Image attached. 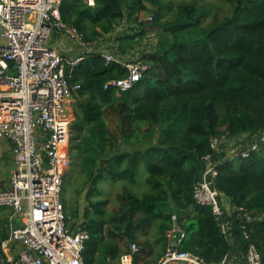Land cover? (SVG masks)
<instances>
[{
	"label": "trees",
	"instance_id": "trees-1",
	"mask_svg": "<svg viewBox=\"0 0 264 264\" xmlns=\"http://www.w3.org/2000/svg\"><path fill=\"white\" fill-rule=\"evenodd\" d=\"M222 1L231 6L223 19L211 17V5L202 0H95L94 7L85 0H62V21L85 43L111 40L108 51L124 59L136 55L148 30L155 26L162 32L155 48L141 56L152 64L151 76L146 74L128 92L104 90L106 82L125 78L128 71L121 64L107 65L97 50L84 52L83 62L68 76L70 85L80 87L74 93L71 167L79 169L89 187L83 216L71 226L83 222L90 234L84 264H116L128 251L129 241L122 236L124 211L134 224L131 243L139 245L137 232L155 226L154 245L166 251L165 233L177 214L186 232L180 250L208 264L232 261L237 239L231 232L223 235L211 209L193 200L205 157L216 155L213 138L235 140L234 151H248L247 157L239 154L238 160L216 167V190L234 208L264 216V0ZM148 5L154 21L149 27L140 19L151 11ZM128 24H137L140 33L131 32ZM257 139L258 149L250 150ZM69 179L67 173L63 204L68 223L79 216L76 210L67 213ZM103 179L125 183L124 196H117L124 203L121 213L107 211L108 199L92 200L96 191L102 195L96 186ZM140 183L147 190L138 195L129 185ZM7 222L0 215V243L9 236ZM229 228H236L243 250L249 242L245 234L250 237L264 264V219L241 223L232 217ZM149 246L143 244L139 252L147 253ZM143 260L138 253L133 263Z\"/></svg>",
	"mask_w": 264,
	"mask_h": 264
},
{
	"label": "built area",
	"instance_id": "built-area-1",
	"mask_svg": "<svg viewBox=\"0 0 264 264\" xmlns=\"http://www.w3.org/2000/svg\"><path fill=\"white\" fill-rule=\"evenodd\" d=\"M62 0H0V160L10 144L14 169L8 187L0 183V210L11 211L10 231L0 243V264H84L83 253L89 232L77 224L69 227L63 204L64 178L70 162L71 104L79 85H70L68 76L82 62L81 54L66 56L51 47L52 34H64L88 52L91 44L61 18ZM95 6V0H85ZM107 65H123L128 75L105 83L104 90L118 95L132 90L149 72L139 55L131 61L99 50ZM69 73V75H68ZM225 138H213L216 151ZM264 140V134L261 141ZM257 139L250 150H257ZM234 156H248L235 150ZM212 156L204 159V169L194 185L193 200L210 208L220 231L230 235L226 217L241 223L263 220V215L234 208L215 188L217 166ZM227 199V198H226ZM236 213V216H234ZM19 220L15 226L13 219ZM244 229L245 226H242ZM166 251L158 264H208L201 256L179 249L186 239L179 217L174 214L165 233ZM245 246L244 264H261V255L250 237ZM139 253L136 243L121 257V264H133ZM221 264H231L226 259Z\"/></svg>",
	"mask_w": 264,
	"mask_h": 264
},
{
	"label": "rangeland",
	"instance_id": "rangeland-1",
	"mask_svg": "<svg viewBox=\"0 0 264 264\" xmlns=\"http://www.w3.org/2000/svg\"><path fill=\"white\" fill-rule=\"evenodd\" d=\"M167 2L172 1L174 4H178L180 2H185V3H191L193 0H164ZM202 3H209L211 5V17L217 15L221 19L230 16L231 14V6L227 3H225L222 0H202ZM209 5V6H210ZM150 8V12L147 13H142L140 16V19L142 22H144L148 27L153 26L152 23L154 22L152 20L153 18V13H152V7L148 5ZM129 30L134 33H140L139 27L137 24H128ZM134 26V27H133ZM161 30L158 28H155V26L151 29L148 30L145 35H143L140 39L138 44L136 45L135 48V54L139 55L140 57L147 53L148 50H152L155 48V45L159 41V38L161 37ZM138 34L137 36H139ZM102 39H99L95 44H91L90 46L92 47V50H97L99 51V47L101 46ZM50 46L53 48L55 47L57 51L61 52L62 54L65 55H78L81 54L83 50H85L82 46H80L77 42L69 38L68 36L64 34H57L53 33L52 34V40L49 42ZM151 67V63L149 64ZM147 77L151 76V72H149L146 75ZM75 101V98L73 97L72 104H71V109H72V114H73V103ZM73 116V115H72ZM74 120V118L72 117ZM111 125V128L114 129ZM5 149L4 157L0 160V181H4L5 183H9L10 181V176L11 172L14 169V156L12 151H10L9 147L10 144L6 141H2L1 143ZM243 144V141L240 143ZM239 150L241 146H238ZM70 149V147H69ZM236 160L238 158L235 157ZM70 162H71V151H70ZM68 173L70 174V179H69V184L67 187V190L65 192V199L69 203L70 209H68L67 213L72 212L73 210L78 211L79 216L77 218H72L69 220V227L81 220L80 216H83V212L86 209V203L83 201L85 198V194L89 192V187L86 185V179L85 176L80 174L79 169L75 168L73 169L70 167ZM125 183L123 182H113L112 180H105L103 179L102 181L99 182V184L96 186L99 188V190L102 191V195H98L96 192L92 198L93 201H96L98 199H108L109 200V205L107 206V211L109 213H121L123 210V201L118 200L117 196H124V186ZM129 185V184H128ZM67 186V185H66ZM130 189L132 192L135 194L141 195L143 192L147 190L146 186L143 185V183L138 184V186L134 185H129ZM222 198H225L221 194ZM228 199V198H227ZM230 201V199H228ZM5 212L8 214H11V211L9 209H5ZM11 216V215H10ZM15 223L19 224V220L14 218L13 219ZM155 226H152L150 228H144L143 230L137 232L138 234H141L144 236V239H141L138 237L139 240H137V243L139 244V251H141L143 244H147L150 241V237L153 238L155 237L156 231L154 230ZM109 229V228H108ZM125 245H127L125 242H122ZM156 246V245H155ZM157 246L155 249H152V253L154 254L152 258L150 259L145 252H139V254L142 256H147L145 261L140 262V264H154L153 257L156 255L161 254V250H157ZM156 253V254H155ZM143 258V257H142ZM149 259V260H148Z\"/></svg>",
	"mask_w": 264,
	"mask_h": 264
},
{
	"label": "crops",
	"instance_id": "crops-1",
	"mask_svg": "<svg viewBox=\"0 0 264 264\" xmlns=\"http://www.w3.org/2000/svg\"><path fill=\"white\" fill-rule=\"evenodd\" d=\"M103 41H102V43H101V46L99 47V50H108L109 48H108V46L110 45V42H111V40L110 41H108V39H102ZM84 52H87V50H83V52H82V54L84 53ZM133 57H135V56H133L132 55V57H125V60L126 61H131L132 59H133ZM235 142V140H231V141H223V142H221L220 144H219V146H218V148H217V150H216V155H215V157H213L212 156V162L214 163V164H216V165H219V164H221V163H223V162H225V161H227V160H230V159H234V155L232 154L233 153V147L231 146L233 143ZM247 146H248V144H247ZM0 183L2 184V185H5V186H7L8 187V185H9V183L7 184V183H5L4 181H0ZM223 199H225V200H228V199H226V197L225 198H223ZM0 215L2 216V217H5L7 220H8V224L9 225H11V222H10V215L11 214H9V218H8V214L5 212V210L4 211H2L1 213H0ZM227 219H228V223H231V221H232V216H230V217H227ZM14 222V221H13ZM15 226H18L19 224H17V223H13ZM232 228V227H231ZM230 232H231V237H233V238H235V239H237V241H238V247H239V250H238V253L237 254H235L234 255V257H233V259H232V261H231V264H244L245 263V255H244V250H243V247H242V244H241V242H240V240H239V237H238V235H237V230H236V228L235 229H233V230H231L230 229ZM136 236H138L139 238H140V240L141 239H144V236L143 235H141V234H136ZM139 240V239H138ZM148 244H150V246L148 247L150 250L147 252V254H145V255H147L150 259L152 258V256L154 255L153 253H152V249L154 248L155 249V245H154V239L152 238V237H150V241H149V243ZM129 245H130V243H129ZM121 246H122V249H123V251L125 252L126 251V249H128L127 247H126V245L124 244V243H121ZM129 250V249H128ZM125 253H127V252H125ZM125 253H123V254H125ZM164 253H165V251L164 250H161V254L158 256V255H156V256H154L153 257V261H154V264H158L159 262H160V260L162 259V257H163V255H164ZM122 254V255H123ZM156 254V253H155ZM122 255L120 256V259L116 262V264H121V257H122ZM147 256H142L143 258H144V260L143 261H145L146 260V257ZM149 260V259H148ZM133 261H134V258H133ZM134 264V263H133ZM146 264H150V263H146ZM174 264H178V263H174Z\"/></svg>",
	"mask_w": 264,
	"mask_h": 264
},
{
	"label": "water",
	"instance_id": "water-1",
	"mask_svg": "<svg viewBox=\"0 0 264 264\" xmlns=\"http://www.w3.org/2000/svg\"><path fill=\"white\" fill-rule=\"evenodd\" d=\"M121 219L126 223L125 230L122 232V236H124L129 241V243H131L134 224L129 219L128 211L123 212Z\"/></svg>",
	"mask_w": 264,
	"mask_h": 264
}]
</instances>
